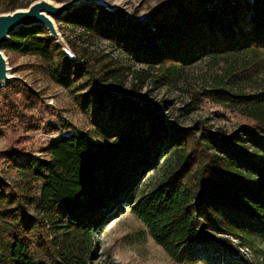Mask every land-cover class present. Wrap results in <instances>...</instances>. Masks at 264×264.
Masks as SVG:
<instances>
[{
    "label": "trees",
    "instance_id": "trees-1",
    "mask_svg": "<svg viewBox=\"0 0 264 264\" xmlns=\"http://www.w3.org/2000/svg\"><path fill=\"white\" fill-rule=\"evenodd\" d=\"M30 5L8 0L5 12ZM59 21L162 68L167 82L206 55L264 49V0H170L143 19L90 4ZM1 50L38 57L58 86L79 93L82 111L94 109L95 123L100 117L114 132L100 144L72 129L51 143L46 159L0 158V264H91L98 230L125 206L174 261L193 245L215 243L238 258L234 264H250L229 237L245 240L243 218L264 228L263 93L221 92L218 100L242 106L248 121L231 135L197 132L100 84L89 59L69 56L43 27L20 28ZM3 99L21 119L15 102ZM150 172L159 179L142 192Z\"/></svg>",
    "mask_w": 264,
    "mask_h": 264
},
{
    "label": "rangeland",
    "instance_id": "rangeland-1",
    "mask_svg": "<svg viewBox=\"0 0 264 264\" xmlns=\"http://www.w3.org/2000/svg\"><path fill=\"white\" fill-rule=\"evenodd\" d=\"M37 1L40 0H18V4L25 7ZM47 1L58 5L89 2V5H101L132 19H143L170 0ZM7 6L8 0H0V15L6 13ZM80 6L82 3L73 10ZM59 20L54 23L61 47L71 57L76 52L85 60L89 59L93 75L100 84L114 89L120 97L132 98L140 106L162 108L159 115L167 121L175 119L184 128L197 131L204 127L235 134L248 120L242 114V106L218 100L221 92L234 96L264 94V49L216 57L206 55L182 68L177 79L167 82L160 78L162 68L139 63L114 42ZM2 53L15 79L0 90V108L5 106L3 97L11 99L21 110V119L19 115L10 114L15 113L12 106L4 107L0 117V158L9 153L17 160L28 156L46 159L51 143L72 129L86 132L96 143L110 141L109 134L114 131L109 125L100 117V124L95 123L94 109L82 111L77 101L79 93L58 86L38 57ZM8 86L16 89H7ZM120 125L118 122L114 129ZM243 148L252 151L248 142ZM158 179V173H147L141 191H148ZM10 182L21 189L18 178H11ZM243 221L249 228L243 233L245 240L229 238L250 264H264V228L249 218ZM98 231L91 264H234L232 261L238 259L211 243L193 245L188 248L185 259L174 261L126 206Z\"/></svg>",
    "mask_w": 264,
    "mask_h": 264
},
{
    "label": "water",
    "instance_id": "water-1",
    "mask_svg": "<svg viewBox=\"0 0 264 264\" xmlns=\"http://www.w3.org/2000/svg\"><path fill=\"white\" fill-rule=\"evenodd\" d=\"M80 3L89 5V2L82 1L58 5L47 0H40L32 3L28 9H18L0 15V88L6 87L15 79V77L10 76L11 70L8 68L7 60L1 51L4 46L11 42V36L20 28L40 26L45 28L50 36L62 46L54 20L63 18L72 12L73 8L78 7Z\"/></svg>",
    "mask_w": 264,
    "mask_h": 264
},
{
    "label": "bare ground",
    "instance_id": "bare-ground-1",
    "mask_svg": "<svg viewBox=\"0 0 264 264\" xmlns=\"http://www.w3.org/2000/svg\"><path fill=\"white\" fill-rule=\"evenodd\" d=\"M50 2V1H49ZM10 76L12 77V75L10 74Z\"/></svg>",
    "mask_w": 264,
    "mask_h": 264
}]
</instances>
